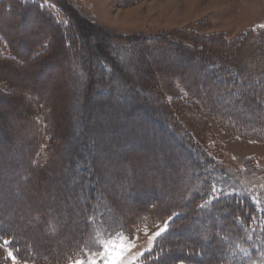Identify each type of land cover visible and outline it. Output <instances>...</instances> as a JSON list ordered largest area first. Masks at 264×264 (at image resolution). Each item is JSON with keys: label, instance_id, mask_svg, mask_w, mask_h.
<instances>
[{"label": "rangeland", "instance_id": "374dc122", "mask_svg": "<svg viewBox=\"0 0 264 264\" xmlns=\"http://www.w3.org/2000/svg\"><path fill=\"white\" fill-rule=\"evenodd\" d=\"M8 1L0 0V26L9 28L5 39L0 34V51L10 53V40L22 60L41 55L28 58L23 72L18 73L13 63L6 71L16 80L13 82L21 83L20 88L39 89L33 107L36 103L50 130L40 150L48 158L47 163L42 162L46 167L29 171L27 155L36 129L19 112L31 107L30 94L26 93L21 103L7 96L13 108L0 109V137H7L0 144V226H10L19 239H30L43 250L44 244L55 251L80 243L64 254V262L60 259L56 264H194L171 261L167 254L157 259L154 250L149 253L160 243L167 220L150 222L143 213L130 219L123 215L137 206L145 210L150 202L161 205L187 200L186 191L197 182L205 184L204 180L209 182L212 199L236 195L246 200L252 216L264 212V141L227 134L210 113L203 111L214 138L202 148L199 166L188 161L179 143L160 124L168 111L161 105V86L171 91L179 87L181 79L184 81V75L187 80L195 79L197 85L213 78L209 66L200 69L205 47L183 35H172L168 46L148 47L132 56L127 49L143 37L160 31L166 35L184 26L192 28L198 40L211 33L231 39L246 30H258L264 26V0H25L52 9L64 26L70 25L74 39L65 46L70 48L71 60L75 56L72 52L79 53L90 62L82 66L88 69L95 64L94 55L104 52L126 78L117 71L113 80H99L103 74L98 73L89 90L85 88L86 72L78 69L79 60L73 59L75 62L66 66L63 53L56 48L47 50L49 39L40 25L28 15L18 19L17 13L8 12ZM68 2L85 16L91 29L97 30H90L99 39L97 47H88L91 33H83L77 17H68L59 9L60 5L69 6ZM8 84L0 78L3 90L10 89ZM186 127L192 130L188 123ZM122 140L125 144H111ZM172 146L178 153L169 152ZM142 183L148 185L144 190L139 188ZM202 186L196 193L203 190ZM105 193L118 197L117 212ZM84 201L92 206L85 221L80 213ZM207 228L204 224L199 229L190 226L174 230L184 244L175 246L184 248ZM221 241L218 238L213 247L202 240L200 247L206 254L221 256ZM7 243L0 241V260L11 264L49 262L44 257L23 259ZM174 252L178 254V250Z\"/></svg>", "mask_w": 264, "mask_h": 264}, {"label": "trees", "instance_id": "16d2710c", "mask_svg": "<svg viewBox=\"0 0 264 264\" xmlns=\"http://www.w3.org/2000/svg\"><path fill=\"white\" fill-rule=\"evenodd\" d=\"M9 1L7 2L8 12L17 13L18 19H23L28 15L33 18L32 20H34V22L40 25L41 30L46 33L45 35H47V39H49L47 50L50 49L51 51V49L53 50V48H56L58 53H63L66 58L64 61L66 66L69 65V62L71 64L75 62L73 59L79 60L78 69H82V73L86 72L85 88L87 90H89L90 87L93 89L92 83L96 80L95 78L98 76V73L103 74L102 78L100 77L99 80H103V78L106 80H113L116 77L115 73L119 69L114 67L112 59L104 52L99 53V51L94 55L93 60L97 67L94 64L92 67L88 66V69L83 68L82 66L84 63L89 64L90 62L84 60L82 55L76 52H72L73 55H75L72 62L69 54L70 48L66 46H69V41L74 39L73 31H71L70 25H63L62 21L59 20L60 16L58 17L52 9L44 8L25 0H12L10 3ZM68 4L69 6L65 5L64 7L60 5L58 7L62 12H65L66 16L77 17L79 23L81 22L83 33L86 31L91 33L90 30H92V32H97L96 29H91L90 23L85 19V16L78 13L73 4L70 2H68ZM5 27L4 25L0 26V34L4 39L9 30V28L7 29ZM81 27H78V29H81ZM160 32L161 33L157 35L143 37L139 41H134L131 45L127 46V49H130L131 56L133 53L139 54L145 51L148 47L153 48V46L159 45L168 46L172 44L170 42V37L172 35H183L184 37L200 42L198 44L202 45L201 48L205 47L206 53H203V57H200V61L203 64L200 69L209 66V73L213 77L209 83L197 85L195 79L191 78L187 80L186 75L183 73L181 75L185 76L184 81H181V79V84L179 83V87L173 89L174 91H170V89L167 91L168 88L163 89V86L160 87V89L163 90L164 96L161 105L166 106L168 109L167 114H163V116H166L160 119V124L166 130L168 136L179 143L180 150L185 153L184 155L188 161L193 165L200 166V159H202L201 163L203 162L202 155L204 149L202 148L210 143L209 141L211 138H214V131L209 125L210 121L204 115L203 111H205V113H210L212 119L216 120L222 130L227 134L242 135L264 141V27L258 30H246L239 36L231 39L225 38L219 33H211L202 36V38L200 37L201 40H198L199 38L195 36V34L192 35L193 29L188 26L175 29V31L166 35L164 31ZM93 35L92 33L88 35V41H86L88 47L98 46L99 39ZM16 38L19 40L21 39L17 36ZM19 40H15L14 42L19 44ZM7 43L10 53L5 54L0 51V78L3 81H9L8 86L10 89L3 90L0 87V109H4L5 106H7V110L10 106L13 108V105H8V101L6 100L7 96L14 97L17 103H21L25 101L26 93L27 95L30 94L31 107L24 108V111L19 112V116L32 122L36 129V134L32 137L33 145L28 150L27 167L29 171L35 168H45L46 165L44 166L42 162L45 161L44 163H47L48 158L45 159V157L41 155V151L44 135H48L47 130H50V128L46 125V120L42 117L41 111L36 103L35 107H33V102L39 98V89L33 85H31L33 87L27 89L24 86L20 88L21 85L19 86V84L21 83L13 82L16 80H12V75L6 71V68L10 67L13 63L16 68H13V70L15 69L18 73L19 71L23 72L22 69H24V66L29 62L27 61L28 58L30 60L31 58L36 59L41 54L36 53L34 56L31 55V58L28 55L27 58L25 57V59L23 58L22 60L19 58V53L15 51L11 45L12 43L10 40H8ZM62 44H64L63 49ZM230 46H232V49H229ZM246 57L252 59L248 61ZM118 73H120V71H118ZM120 75L122 79L126 80L122 73H120ZM181 75L180 77H182ZM19 81L21 80L19 79ZM202 90L206 92L202 93ZM222 100H224V102L221 104ZM243 108H245V110H242ZM174 114H176V116L178 115L179 118L178 116H173ZM29 117H31V120ZM190 117L197 119L196 124L194 122V124H192L191 121L193 119H190ZM186 123L191 125L192 130L186 127ZM195 131H198V133H195ZM6 138L5 136L0 137V144L1 140ZM111 144H125V140H122L121 143L111 141ZM172 147L173 149L171 148L169 152L175 151L178 153V148L175 149V146ZM193 170L195 173L198 172L196 169ZM119 172H121V170L116 171V173ZM115 176H117V174H115ZM199 181L201 180L199 179ZM204 183L205 184H202L201 182V184H199V182H197V184L192 185L188 191H186L189 195L187 200H179V202L171 201L161 205L158 203L153 205V202H150L151 205L149 206L147 204L148 206L145 207V210H141V208L139 209L137 206L130 214L123 216L125 219H130L137 214L143 213L150 222L168 221L167 230L159 238L160 243L157 242L158 246H154L149 252L151 253L154 250L155 254L158 256L157 259H161L162 256L167 254L172 257L171 261L181 260L194 264H264V212L252 216L251 212L248 210L246 200L244 201L243 197L236 198V195H232L225 199H212L208 180H204ZM144 184L145 183H142L139 188L144 190L148 187L147 184ZM196 185L197 187H195ZM199 185H203V190L196 193L201 188L198 187ZM136 186H133V188ZM104 196L109 200L110 206L116 210L115 203L119 201L118 197L106 193ZM122 203L123 202L120 204ZM167 207L168 210L166 209ZM91 209V203L89 201H84L83 209L80 212L83 221L88 217ZM200 215H202V217ZM204 224L208 225V228L204 229L201 237H194L191 243L189 245L186 244L184 248L181 247L178 249L177 246H175V243H179V245L183 246L184 244L183 238L175 233L174 230L185 229L190 226L199 229ZM18 236L19 234L10 226H0V241H8L7 244L13 248L15 254L23 259H40L44 257L49 261L47 264L59 263L60 259L64 262V254L74 249L77 244H80L73 242L72 245L68 244V247L65 249L55 251L52 250L50 245L44 244L46 247L44 246L43 250L41 246L38 247L30 239H19ZM82 237L83 235L80 238ZM218 238L223 239L220 245L221 251L219 252V254H222L221 256H214L213 253L206 254L200 247V242L202 240L208 245L216 247L215 242ZM41 243L40 245H42ZM177 250L178 254H175L174 251ZM0 264L11 263L9 260H0Z\"/></svg>", "mask_w": 264, "mask_h": 264}, {"label": "snow or ice", "instance_id": "6c2138e0", "mask_svg": "<svg viewBox=\"0 0 264 264\" xmlns=\"http://www.w3.org/2000/svg\"><path fill=\"white\" fill-rule=\"evenodd\" d=\"M262 27H264V26H262ZM78 264H82V262H78Z\"/></svg>", "mask_w": 264, "mask_h": 264}]
</instances>
